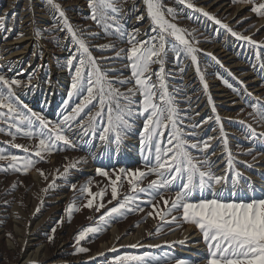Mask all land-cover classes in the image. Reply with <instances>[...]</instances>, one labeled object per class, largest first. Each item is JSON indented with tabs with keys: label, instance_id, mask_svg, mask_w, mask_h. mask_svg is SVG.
I'll return each instance as SVG.
<instances>
[{
	"label": "rangeland",
	"instance_id": "1",
	"mask_svg": "<svg viewBox=\"0 0 264 264\" xmlns=\"http://www.w3.org/2000/svg\"><path fill=\"white\" fill-rule=\"evenodd\" d=\"M135 2L136 8L133 9V0H126V2L120 0L124 11L122 15L117 14L119 26L125 32L139 29L140 34L136 39L148 40L155 33L152 31V26L146 15L142 21H137L136 16L144 14V6L141 0H135ZM163 2L179 13L173 21L181 28L187 29L188 37L200 48H209L219 59L216 60L208 53L197 51L200 57L199 67L212 84V94L215 97L217 110L221 115L222 120L217 122L215 120L217 113L205 106L207 89L202 85L199 78L193 77L191 74V59L182 53L178 63L177 57L172 51L174 38H168L169 42L166 44L168 51L164 66L166 74L170 75H166V81L170 93L174 89H180L176 96V106L180 110L179 126L187 133L185 139L189 143H196L198 140H205L209 136L213 137L214 139L209 142V149L205 152L215 164L213 171L218 174L222 173L226 168L227 159L223 137L220 134V126L222 125L223 131L229 138L228 149L235 158L236 169L246 177L252 178V175L256 177L255 167L264 166L261 162L264 154V140L258 138L253 144L246 135V124H251L258 132H264V122L260 121V118L249 106L250 103L255 102L256 97L264 100V67L260 66L264 64V47L257 48L247 41L233 38L226 29L215 24L210 17L187 8L184 3H178L176 0H163ZM190 2L194 5L208 7L215 17L222 21H229L232 29L237 33L244 36L249 35L255 41L264 43V23H261L264 17L251 11L254 7L253 3H234L233 0H190ZM260 2H264V0H256V3ZM56 3L62 6L74 29L79 30L78 35L88 42L90 51L98 58L102 70H115L108 72L110 79L126 78L131 75L130 70L125 67V64L128 63L125 54L121 53L120 57L116 56L120 49H128L130 45L116 34H106L103 22L97 24L96 21L89 18L91 10L88 0H57ZM6 6L7 4L0 6V11H3ZM11 10L13 8L6 10L7 13H0V18H3L4 21V27L1 28L3 31L0 35V43L4 46L7 45L8 48L5 50L7 52L10 47H14L15 50L25 49L27 41L21 39L28 33L25 30L23 32L19 25L10 21L12 18ZM39 11L41 16L39 14L34 22V41H31V49H28L29 53L24 57L25 62H22V74L19 76H14L12 73L7 74L0 62V75L8 80L18 79L22 82L20 86H14L13 89L18 98V102L14 100L13 103L17 104L19 111H24L23 105H27L31 112L55 123L60 121L61 113L65 110L64 101L69 100L67 94L71 89L72 72L63 65L70 54L75 51V46L70 44V38L66 39L68 37L66 30L61 31L56 28L55 31H52L57 25V14L50 6H40ZM109 15H112L110 11ZM46 18L48 19L46 20ZM169 18L172 19V17ZM109 23L112 25L110 31L115 33L116 24L111 21ZM25 27L28 26L25 25ZM37 29H40V35L36 34ZM90 32L99 35L89 36L88 33ZM20 33H23V36L19 40L17 36ZM56 38L60 44L66 46H58ZM41 40L42 43H40ZM109 44L114 47L103 50L99 47ZM257 53L260 56L259 61L256 59ZM101 57H108L109 59H100ZM12 60L14 61V59ZM31 60L32 64L30 63ZM27 61L31 64L30 68ZM6 65L8 66V64ZM253 65L256 67L253 68ZM53 67L56 68L55 71ZM181 67L184 68L183 72L180 71ZM151 68L153 72H157L159 65L153 64ZM61 73H65L68 79L67 92L52 112L31 103L17 90V87L38 89L51 83L62 85ZM216 73H219V76ZM30 75L33 76V80L31 86H27ZM220 77L227 79L233 88L240 91H233L232 88L224 84ZM152 79L155 81L157 77L153 75ZM115 86L121 92H125L128 88H132L133 84L121 86L117 83ZM221 92H226L232 98L227 99L228 96L226 97V94L221 95ZM247 93L252 95L249 96ZM38 95L37 93V98H39ZM140 98L137 94L136 99ZM58 99L60 96L56 98V100ZM78 100L79 97L73 96L69 100V105H74ZM239 100L241 103H238ZM95 110L93 109V111ZM0 111L6 110L0 109ZM25 114L27 113L25 112ZM210 117L211 119H209ZM192 125H199V127L193 128ZM0 128L6 129L0 132V150L6 154L28 157L38 161L27 172H24L8 169L9 161L0 160V168L8 169L7 171L0 170V264H141L138 261H117L116 258L142 256L145 253L149 255L145 258L144 264H177L179 260L192 261L194 264H206V253L197 256L190 252L183 253L180 251V248L190 247L197 242L191 238L190 232L187 231L191 226L195 233H199V239L203 242L205 252H207L200 230L195 225L182 220V210L172 212L165 221H161L156 215V211L165 208L164 199H169V205L171 204V200L175 198V191L178 189L165 191L163 198L157 196L155 203H157L158 208L156 210L144 202L148 198L142 194L140 200L135 201L133 206L142 207L143 211H126L123 217L116 214L109 221L110 226H107L99 234L89 233L79 244L76 242L80 230L88 226H96L99 223L98 217L103 215L107 209L116 206L125 195L131 194V185L124 175L119 173V169L130 168L135 170L140 168L145 170L143 159L145 153H143L140 144L143 117L134 118L132 130L119 146L111 143L106 149L96 147L100 142L95 138H92L91 144H86L85 141L90 137H81L78 132L66 130L64 134L77 143V147H68L63 142H58L56 149L42 153L43 160L34 155L40 137H28L20 133L12 136L8 133L3 120H0ZM12 131L15 132V129ZM193 132H195L194 137ZM167 135L168 130L166 129L165 137ZM15 144H20L23 147L15 148ZM133 146H136L138 152L136 159L112 165L96 164L95 167L91 166L94 150L115 157L118 153V155H122L124 152L130 153V150L134 148ZM24 149H28V151ZM248 149H253L251 155L246 154ZM189 150L199 160L205 159V155L199 150ZM253 156H256L257 159L253 160ZM243 162L251 164L252 167H247V164ZM70 165H75V167H70L66 176H62L65 166ZM97 169L108 171L109 176L97 174ZM41 171L43 175H41ZM249 174L251 175L249 176ZM117 175L121 176L120 181L117 182L118 198L113 200L111 180H115ZM229 176L231 178L232 174L229 173ZM154 179H156L155 174L147 176L143 180L142 186H146L149 181ZM53 182H55L56 187L49 188ZM243 182L241 180L240 183ZM72 184L76 185L75 190L70 187ZM85 184H88L92 194H97L92 208L85 206L87 200L92 199V196L87 192L83 194L80 192L81 186ZM44 189H48V191L45 192ZM102 191L104 195L101 199L99 193ZM261 195H264V192L258 196ZM73 201L74 210L71 218H69L66 208ZM99 203H103L105 207L97 212L96 206ZM149 212H152L153 215L149 216ZM171 216H176L177 222H169ZM158 228L159 231H157ZM130 236L133 237L129 238ZM159 239L160 241H158ZM179 241L185 243L181 245L177 243ZM77 247L86 248L88 251L77 253ZM37 248L43 252L38 258L39 263L23 260L24 252H34Z\"/></svg>",
	"mask_w": 264,
	"mask_h": 264
},
{
	"label": "snow or ice",
	"instance_id": "2",
	"mask_svg": "<svg viewBox=\"0 0 264 264\" xmlns=\"http://www.w3.org/2000/svg\"><path fill=\"white\" fill-rule=\"evenodd\" d=\"M141 2L146 6V13L136 16V19L142 21L146 15L149 18L152 31L155 33L148 40L136 39L140 34L139 29L132 32H125L121 29L117 14L122 15L124 7L120 0H88L91 10L89 18L96 21L97 24L103 22L106 34H116L130 45L128 49H120L116 56L120 57L121 53L125 54L128 61L125 67L130 70L131 75L126 78L117 77L113 80L109 78L108 72L115 70H102L98 58L93 56L88 42L78 35L79 30L74 29L62 6L56 3V0H46V3L57 14V25L52 31H55L56 28L61 31L66 30L68 34L66 39L70 38V44L75 46V51L70 54L63 66L72 72L71 89L67 94L69 100L73 96L79 97V100L74 105H69V100H65L66 107L61 113L60 121L53 123L45 117L31 112L27 105H23L24 111H19L17 104L13 103L14 100L18 102L13 89L14 86H20L22 82L18 79L8 80L0 75V109L6 110L0 111V120L5 122L7 131L12 136L20 133L28 137H40L34 155L43 160L42 153L56 149L58 142H63L68 147H77V143L64 134L66 130L78 132L81 137H90L85 141L86 144H91L92 138H95L100 142L96 147L106 149L111 143L119 146L132 130L134 118L143 117L140 144L143 153H145L143 156L145 170L140 168L135 170L119 169V173L123 174L131 185V194L125 195L116 206L107 209L103 215L98 217L99 223L96 226H88L80 230L76 238L77 244L84 240L89 233L99 234L107 226H110L109 221L114 215L119 214L123 217L126 211H143L142 207L133 206L135 201L140 200L142 194L148 198L144 202L156 210L158 208L155 203L157 196L163 198L165 191L178 189L175 191V198L171 200L170 205L169 199L163 200L165 208L156 211V215L161 221H165L172 212L182 210V220L195 225L202 234L207 248L206 264H264V195H256L254 182L251 178L236 169L235 158L228 149V140L223 126H220V134L223 137L227 159L226 168L219 174L213 171L215 164L205 152L210 147L209 142L214 138L209 136L205 140L189 143L185 139L187 133L179 126L181 118L180 110L176 106V96L180 89L169 92L166 75L170 74H166L164 66L168 51L166 44L169 42V37L174 38L172 51L175 53L178 63L182 53L185 57H189L196 65V72L200 74L201 81H204V75L195 54L198 49L187 38V29L181 28L173 22L179 15L176 9L165 5L163 0H141ZM180 2L186 4L189 9L201 12L206 17L210 16L204 9L195 7L190 0H180ZM233 2H251L254 4L251 11L264 17V2L256 3V0H233ZM132 8H136L135 0H133ZM109 11L112 15H109ZM168 17H172V19ZM210 18L216 24H221V21L215 16H210ZM109 21L116 24L115 33L110 31L112 25ZM3 27L4 21L3 18H0V28ZM222 27L232 36L247 41L257 48L264 47L250 36H243L233 31L227 24H223ZM36 34H41L40 29L36 30ZM88 35L94 37L99 34L90 32ZM22 36L23 33H20L17 39ZM56 39L58 46H66L60 44L58 38ZM99 47L103 50L111 49L114 46L109 44ZM208 55L212 54L208 53ZM100 59L109 58L101 57ZM256 59L260 60L259 53H257ZM153 64L159 65L157 72H153L151 68ZM260 66L264 67V64ZM255 67L256 65H253V68ZM180 71L183 72L184 68L181 67ZM153 75L157 77L155 81L152 79ZM216 75L219 76V73ZM220 78L233 91H240L233 88L227 79ZM32 80L33 76L30 75L27 86H31ZM117 83L121 86L133 84V87L121 92L115 86ZM204 87L207 88L206 82ZM137 94L141 97L140 99H136ZM247 95L251 96L252 94L247 93ZM249 106L260 118V121L264 122V100L256 97L255 102L250 103ZM93 109L96 110L93 111ZM215 120L220 121L219 115L215 116ZM192 127L196 128L199 125H192ZM12 129H15V132ZM166 129L168 130L167 137H165ZM5 130V128H0V132ZM246 130V135L253 144L258 138L264 140V132H258L251 124H246ZM192 135L194 137L195 132ZM14 147L22 148L23 146L15 144ZM189 149L199 150L205 155V159L199 160L198 157H194ZM24 150L28 151V149ZM252 151L253 149H248L246 154L251 155ZM256 159L257 157L253 156V160ZM0 160L9 161L8 169L24 172H27L38 162L28 157L6 154L3 150H0ZM243 163L247 164V162ZM70 167H75V165L65 166L64 173L61 175L66 176ZM247 167L251 168L252 165L247 164ZM8 169L0 168L3 171ZM229 173L232 174L231 178ZM97 174L109 176L108 171L104 169H97ZM153 174L156 179L149 181L146 186H142L143 180ZM41 175H43L42 171ZM120 179L121 176L117 175L115 180H111L113 200L118 198L117 182ZM241 180L245 182L243 186H241ZM54 187H56L55 182L49 185V188ZM70 187L73 190L76 189L75 184ZM44 191L47 192L48 189H44ZM80 192L82 194L87 192L92 196V199H88L85 205L92 208L97 194L90 192L88 184L81 186ZM241 192H245L246 195H241ZM99 195L102 199L103 191ZM104 207L103 203H99L96 206V211L99 212ZM73 210L74 201L66 208L69 218H71ZM148 215L152 216L153 213L149 212ZM177 219L176 216H171L169 222H177ZM159 230L158 228L157 231ZM177 243L183 245L185 242ZM87 251L88 249L83 247L76 248L77 253ZM148 255L145 253L142 256H125L116 259L117 261H138L144 264ZM177 264H194V262L179 260Z\"/></svg>",
	"mask_w": 264,
	"mask_h": 264
},
{
	"label": "bare ground",
	"instance_id": "3",
	"mask_svg": "<svg viewBox=\"0 0 264 264\" xmlns=\"http://www.w3.org/2000/svg\"><path fill=\"white\" fill-rule=\"evenodd\" d=\"M178 3H181L180 0H176ZM43 3L45 4L46 1L44 2L43 0ZM46 6H49L47 3L45 4ZM143 5V4H142ZM144 6V14L146 13V6ZM31 5L29 6H24L22 9L23 11H26L28 12L30 9H31ZM195 7L197 8H202L204 9L205 11H207L210 16H214L208 7L204 6V5H195ZM6 9H4L3 11H6ZM26 12H24V14H27ZM18 15V12H14L12 13V21L11 22H15L14 24L15 25H21L16 19H14L15 17H17ZM209 16V17H210ZM169 18V17H168ZM48 18H46L47 20ZM170 19V18H169ZM216 19H219L216 17ZM42 20V19H41ZM220 20V19H219ZM70 21V20H69ZM133 21V20H132ZM214 23L215 21L212 20ZM221 21V26L223 24H227L231 29H232V26H231V23L229 21ZM174 23H176L175 21H173ZM70 23L72 24V22L70 21ZM261 23H264V18L261 20ZM177 24V23H176ZM216 24V23H215ZM73 25V24H72ZM178 25V24H177ZM179 26V25H178ZM180 27V26H179ZM21 28L25 29L23 26H21ZM233 30V29H232ZM227 31V30H226ZM234 31V30H233ZM236 32V31H235ZM25 34V33H24ZM230 34V33H229ZM231 35V34H230ZM232 36V35H231ZM244 36V35H243ZM245 36H249V35H245ZM34 37V35L31 33V31L29 33H27L25 36H23V38L21 40L23 41H27L26 44H25V49L23 50H15L14 47H10V49L7 51L6 46L0 44V61L4 60V61H7V62H12L14 59L15 63H19L21 62L23 59H25L24 57L29 53L28 49L30 48V43L31 41L33 40L32 38ZM233 38L237 39V40H241L239 39L238 37H235V36H232ZM187 38L192 41L193 43V46L196 47L198 49V51L200 52H203V53H211L212 54V57L215 58L216 60H219L218 57H216L215 53L213 51H211L209 48H206V47H199L198 45H196L192 39H190L188 36ZM25 39V40H24ZM253 39V38H252ZM20 40V39H19ZM254 40V39H253ZM39 41V40H38ZM15 42V41H13ZM22 42V41H20ZM258 42V41H257ZM19 43V42H18ZM40 43H42V40L40 41ZM259 44H264L263 42H258ZM10 44V43H9ZM3 48V49H2ZM11 48H14L13 50ZM31 49V48H30ZM29 49V50H30ZM92 52V51H91ZM93 56H95V54L92 52ZM196 56H197V60L198 62L200 61V57L198 55V53L196 52L195 53ZM32 62V60H31ZM30 62V63H31ZM30 63L28 62V67H30ZM242 64V63H241ZM240 64V65H241ZM235 65V64H234ZM10 67L14 66V64H9ZM191 74L193 77H196V78H199L200 82L202 83V85L204 86V83L206 82L207 83V98H206V108H210L212 111L216 112L217 115H219L220 117V120L221 119V115L219 114L220 112L217 110V107H216V102H215V97L214 95L212 94V84L210 82L209 79L206 78V76L204 75V81H201L200 79V74L196 72V65L192 62L191 63ZM54 68V71L56 70L55 67ZM59 71V70H57ZM61 72V71H59ZM202 72V71H201ZM62 75V85H59L57 83H51V84H46V85H43L42 87L36 89V88H32V89H25V88H19L17 87V90L18 92L25 98H27L31 103H34L36 104L38 107H41L43 109H46V110H49V111H54L55 107L61 102L64 94L67 92V87H68V79L66 77V74L65 73H61ZM192 77V78H193ZM37 93L39 94V98H37ZM221 95L224 96V94H226V92H221L220 93ZM58 96H60V99L56 100V98H58ZM228 96V94H226V97ZM232 98L231 96H228L227 99H230ZM241 103V101L239 100L238 103ZM202 103V101H201ZM204 106V107H205ZM225 133V131H224ZM226 134V133H225ZM227 136V135H226ZM227 140H228V145H229V138L227 137ZM264 144V143H263ZM263 146V145H262ZM134 148L130 150V153H123L122 155H116L115 157H111L110 155H106L104 153H101V152H98V150H94L92 152V165L93 167H95L96 164H107V165H112V164H118L119 162H128L132 159H136L137 156H138V152H137V148L136 146H133ZM264 149V147H263ZM109 154V153H108ZM263 154V153H262ZM261 158V157H260ZM262 159V158H261ZM263 164H264V154H263V161H261ZM92 168V167H91ZM257 172L256 174V177H253V175L251 176V180L254 182V186H255V194L256 195H260V194H263L264 192V166H258V167H255V170ZM255 172V173H256ZM251 174H249L250 176ZM245 182L241 183V186L244 185ZM241 195H246L245 192H241L240 193ZM116 230V229H115ZM194 229H192L191 226H189L188 230L191 234V238L194 239V240H197L196 243H194L192 246L190 247H182L180 248V251L181 252H190V253H193L197 256H202L205 252V248H204V245H203V242L199 239V233H195L193 231ZM172 236V235H171ZM133 236H130L129 238H131ZM170 237V236H169ZM162 239V238H161ZM169 239V238H168ZM190 239V240H192ZM167 240V239H165ZM160 241V239L158 240ZM169 241V240H168ZM171 241V240H170ZM193 242V241H192ZM163 243V242H162ZM106 246V245H105ZM41 248V247H40ZM40 248H37L36 251H26L24 252V255H23V260L24 261H29V262H33V263H39V260L38 258L41 257L42 253ZM104 248V247H102ZM22 260V261H23ZM23 263V262H22Z\"/></svg>",
	"mask_w": 264,
	"mask_h": 264
},
{
	"label": "built area",
	"instance_id": "4",
	"mask_svg": "<svg viewBox=\"0 0 264 264\" xmlns=\"http://www.w3.org/2000/svg\"><path fill=\"white\" fill-rule=\"evenodd\" d=\"M4 4H7L5 9L7 8V10H10L11 8H13V10H11L12 13H13V11L18 12L17 17H15L14 19H16L21 24V25H19V28L22 29L23 32H24V30H25V32H28V33L31 31V33L35 36L34 22H35V20L39 14H40L39 16H41V13L39 11V7L45 6L46 3L44 4L43 0H0V6H3ZM29 5L32 6L31 9L28 12L23 11L22 8L24 6H29ZM2 12L5 13L6 11H0L1 14H2ZM24 12H26L27 14H24ZM10 21H12V18L10 19ZM25 25H27L28 27H25ZM21 26H23L25 29L21 28ZM2 31H3V29L0 28V35L2 34ZM32 39H33L32 41H34V37ZM23 60L19 63H15V61L7 62L4 60H2L0 62L3 64V67H4L5 72L7 74L12 73V74H14V76H19L20 74H22L21 69L23 68V63L25 62V60L24 61ZM28 61H27V63H28ZM21 63H22V65L20 66ZM6 64H8V66ZM9 64H14V66L10 67ZM31 64H32V62H31ZM31 64H30V67H31ZM25 69H27V68H25Z\"/></svg>",
	"mask_w": 264,
	"mask_h": 264
}]
</instances>
